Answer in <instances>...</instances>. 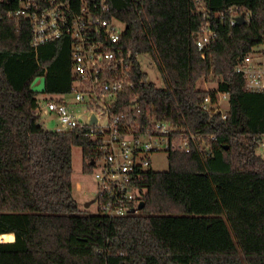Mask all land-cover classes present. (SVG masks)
<instances>
[{
    "label": "trees",
    "instance_id": "16d2710c",
    "mask_svg": "<svg viewBox=\"0 0 264 264\" xmlns=\"http://www.w3.org/2000/svg\"><path fill=\"white\" fill-rule=\"evenodd\" d=\"M125 25L122 46L134 61V88L118 111L135 106L202 136L208 149L171 151L169 169L137 184L145 207L123 218L81 213L73 195L74 146L91 171L92 146L77 132L57 133L31 114L40 94L68 95L70 40L35 50L30 25L9 18L0 0V264H264V93L246 90L240 58L264 45V0H109ZM204 6L216 38L199 51ZM245 23L231 26L228 9ZM224 14V17L221 16ZM163 80L150 83L140 56ZM219 78L216 89L198 83ZM45 78L42 92L33 89ZM227 94V119L203 109ZM14 235L16 240L13 242Z\"/></svg>",
    "mask_w": 264,
    "mask_h": 264
},
{
    "label": "built area",
    "instance_id": "2783aa9c",
    "mask_svg": "<svg viewBox=\"0 0 264 264\" xmlns=\"http://www.w3.org/2000/svg\"><path fill=\"white\" fill-rule=\"evenodd\" d=\"M9 1L16 4L9 18L29 23L35 50L66 39L72 44L74 81L69 94L74 96V103H68L66 95L54 96L42 101L31 114L43 124L57 122L56 128L45 127L46 130L77 132L92 146L90 164L95 169L97 214L114 219L139 211L142 195L137 184L144 172L152 170V155L163 151L168 155L171 151L190 153L193 147L208 149L202 136L155 116L143 118L135 106L124 111L116 109L120 96L135 86L134 61L122 46L125 25L112 16L109 0ZM200 11L204 23L197 47L203 51L212 45L216 33L206 8L202 6ZM228 14L231 26L238 24V17L250 16L239 7L228 9ZM261 46V50L255 47L240 58L236 66L246 90L253 93H264V45ZM210 103V98L205 99L203 109L211 116L220 113L226 120L228 95L219 94L213 110ZM3 237L0 243L6 242Z\"/></svg>",
    "mask_w": 264,
    "mask_h": 264
},
{
    "label": "rangeland",
    "instance_id": "374dc122",
    "mask_svg": "<svg viewBox=\"0 0 264 264\" xmlns=\"http://www.w3.org/2000/svg\"><path fill=\"white\" fill-rule=\"evenodd\" d=\"M123 28V26H121ZM262 49V46H258L255 48L256 51ZM141 67L143 72L147 74V79L150 83L155 84L157 87H163V80L160 76V73L152 61L151 57L148 55L139 57ZM219 78L210 75L207 79H203L198 83V88L201 90L212 91L216 89ZM45 83V78H37L33 83V89L39 92L43 91ZM40 100L49 101L51 100V96L40 94ZM64 99L72 104L74 103V96L72 94H68L64 96ZM225 108V106H224ZM44 126L53 130L57 126L56 121H47ZM259 153L264 155V138L261 140ZM72 160H73V173H72V181H73V195L75 200L78 203V209L81 213L87 214H97V206H96V198H97V188L94 181V173L95 169L91 168L90 172H85L84 170V156L83 150L80 146H74L72 150ZM152 161V170L155 172H165L169 169V159L168 154L163 151L158 154H154L151 156ZM92 203L89 208H86V204ZM140 212V211H138Z\"/></svg>",
    "mask_w": 264,
    "mask_h": 264
},
{
    "label": "water",
    "instance_id": "95a60500",
    "mask_svg": "<svg viewBox=\"0 0 264 264\" xmlns=\"http://www.w3.org/2000/svg\"><path fill=\"white\" fill-rule=\"evenodd\" d=\"M237 22H238L239 25L244 24V23H245V18H244V16H240V17H238V18H237ZM44 87H45V83H44ZM43 89H44V88H43ZM38 125L41 126V127H43L44 129H46L42 121H39V122H38ZM91 205H92V203H88V204H86V208H89ZM144 207H145L144 202H141L140 205H139V207H138V210L141 211V210L144 209ZM133 212L135 213L136 211H133ZM11 237H13V242H15V240H16L15 236H14V235H11Z\"/></svg>",
    "mask_w": 264,
    "mask_h": 264
}]
</instances>
